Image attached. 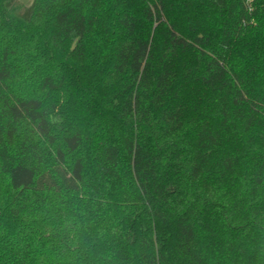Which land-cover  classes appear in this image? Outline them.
<instances>
[{
	"label": "trees",
	"instance_id": "1",
	"mask_svg": "<svg viewBox=\"0 0 264 264\" xmlns=\"http://www.w3.org/2000/svg\"><path fill=\"white\" fill-rule=\"evenodd\" d=\"M0 264H264V0H0Z\"/></svg>",
	"mask_w": 264,
	"mask_h": 264
},
{
	"label": "rangeland",
	"instance_id": "2",
	"mask_svg": "<svg viewBox=\"0 0 264 264\" xmlns=\"http://www.w3.org/2000/svg\"><path fill=\"white\" fill-rule=\"evenodd\" d=\"M19 1L21 2V4H23V5H25V6H28V5L31 4V2H32L33 0H19Z\"/></svg>",
	"mask_w": 264,
	"mask_h": 264
}]
</instances>
